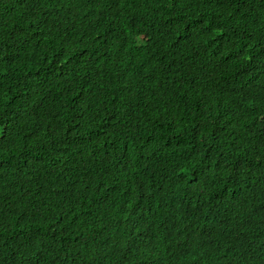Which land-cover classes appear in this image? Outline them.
<instances>
[{"label":"trees","instance_id":"trees-1","mask_svg":"<svg viewBox=\"0 0 264 264\" xmlns=\"http://www.w3.org/2000/svg\"><path fill=\"white\" fill-rule=\"evenodd\" d=\"M0 264H264V0H0Z\"/></svg>","mask_w":264,"mask_h":264}]
</instances>
